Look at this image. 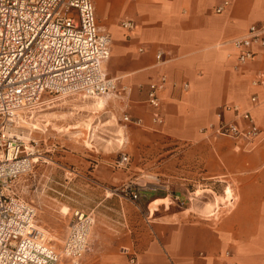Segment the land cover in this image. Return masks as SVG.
<instances>
[{
    "label": "crops",
    "instance_id": "0c3cea01",
    "mask_svg": "<svg viewBox=\"0 0 264 264\" xmlns=\"http://www.w3.org/2000/svg\"><path fill=\"white\" fill-rule=\"evenodd\" d=\"M223 2L94 0L101 30L112 35L104 63L118 86L105 97L110 125L124 114L141 120L126 123L141 134L131 133L130 140L157 150L162 164L181 171L188 163L196 182L192 191L179 184L172 193L161 190L137 202L145 206L153 238L145 235L138 244L123 238L118 242L127 251L105 264H128L129 251L136 252L138 264H264V85L256 82L264 69V47L255 46L254 58L239 63L233 44L250 26L264 25V0H233L219 13ZM123 20H133L135 27H123ZM162 75L164 120L155 123L147 93ZM234 104L251 112L261 129L257 139L239 141L211 127L235 121L245 128L247 122L225 108ZM129 153L133 161L125 178L143 168L138 157L147 159L138 149ZM120 169L95 171L111 181Z\"/></svg>",
    "mask_w": 264,
    "mask_h": 264
},
{
    "label": "built area",
    "instance_id": "2783aa9c",
    "mask_svg": "<svg viewBox=\"0 0 264 264\" xmlns=\"http://www.w3.org/2000/svg\"><path fill=\"white\" fill-rule=\"evenodd\" d=\"M233 0L216 7L223 12ZM122 26L133 29V20ZM233 44L239 63L256 55L255 46L264 47V25L250 26L246 35ZM112 35L102 31L94 0H0V264H82L89 249L94 217L77 209L60 246L37 219L36 206L15 190L20 176L32 171L36 159L35 145L20 134L26 115L43 108L47 97L81 94L91 98L108 97L118 90L117 81L106 72L104 63L110 57ZM163 52H158L161 59ZM264 85V69L259 80ZM166 76L149 85L147 104L154 109L155 123L163 122L161 91ZM253 101L257 96L252 97ZM247 122L241 128L235 121H221L215 132L237 140L251 142L261 129L249 110L237 104L226 105ZM126 122L141 120L124 114ZM130 163L128 153L121 154L118 167ZM164 186L148 183L130 188L134 202L147 199ZM230 256V252L226 253ZM131 264H138L131 253Z\"/></svg>",
    "mask_w": 264,
    "mask_h": 264
},
{
    "label": "rangeland",
    "instance_id": "374dc122",
    "mask_svg": "<svg viewBox=\"0 0 264 264\" xmlns=\"http://www.w3.org/2000/svg\"><path fill=\"white\" fill-rule=\"evenodd\" d=\"M46 99V105L35 112V117L30 119L26 115L28 119L21 121L20 134L35 145L39 159L32 171L16 181L15 190L36 206L38 222L50 232L53 242L61 245L77 209L94 217L89 249L82 264H105L109 256L123 254L127 250L118 241L125 237L135 244L145 235L153 238L146 222L145 206L130 198L127 184L131 182L134 189L142 183L165 186L160 188L170 193L182 184L192 191L196 182L188 163L183 164L186 166L181 171L176 169V164H162L157 150H148L130 140L131 133L139 138L141 134L125 126V120L110 125L109 107L99 109L94 104L97 98L70 94ZM40 119H50L53 124L33 128L32 124ZM137 149L147 159L144 155L136 159L143 168L133 169L131 178H125L124 173L130 163L120 167L118 177L111 181L97 176L96 169L106 166L116 170L119 167L114 166L121 154L130 155V150ZM130 252L126 254L128 264H131ZM60 264L71 263L63 259Z\"/></svg>",
    "mask_w": 264,
    "mask_h": 264
},
{
    "label": "bare ground",
    "instance_id": "6f19581e",
    "mask_svg": "<svg viewBox=\"0 0 264 264\" xmlns=\"http://www.w3.org/2000/svg\"><path fill=\"white\" fill-rule=\"evenodd\" d=\"M55 100V99H54ZM106 102H107V99L105 98V97H99V98H97V99H95L94 100V104L98 107V108H103L104 106H105V104H106ZM55 103V102H54ZM40 111V110H39ZM39 111H35V112H39ZM48 111V110H47ZM34 112V114L32 115V116H29L28 118H30L31 119V117H35L36 116V114L37 113H35ZM52 114H56V113H52ZM42 115H46L45 113L44 114H42ZM39 116H41V115H39ZM47 116H48V114H47ZM46 117V116H45ZM53 117V116H52ZM55 117V116H54ZM28 118H26L25 119V117H23V119L22 120H24V121H26ZM34 119V118H33ZM26 124V123H25ZM29 124V123H28ZM51 124H53V121L52 120H50V119H40V120H38V122H34L32 125H33V128H40L41 126L40 125H44V126H49V125H51ZM59 127V126H58ZM55 128V127H54ZM61 128V127H60ZM46 129V128H45ZM62 129V128H61ZM24 131V130H23ZM30 131V130H29ZM22 132V131H21ZM25 132V131H24ZM27 135H29V134H27ZM24 137V136H23ZM27 138V137H26ZM28 139V138H27ZM36 160H38V159H36ZM24 186V185H23ZM93 226H92V230H93Z\"/></svg>",
    "mask_w": 264,
    "mask_h": 264
}]
</instances>
